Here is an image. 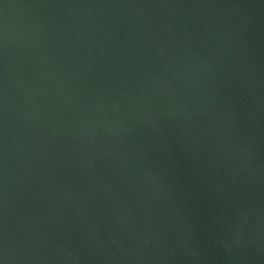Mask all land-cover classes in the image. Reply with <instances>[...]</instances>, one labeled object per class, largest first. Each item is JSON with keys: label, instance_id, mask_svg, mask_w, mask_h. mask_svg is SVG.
<instances>
[{"label": "water", "instance_id": "1", "mask_svg": "<svg viewBox=\"0 0 264 264\" xmlns=\"http://www.w3.org/2000/svg\"><path fill=\"white\" fill-rule=\"evenodd\" d=\"M0 264H264V0H0Z\"/></svg>", "mask_w": 264, "mask_h": 264}]
</instances>
